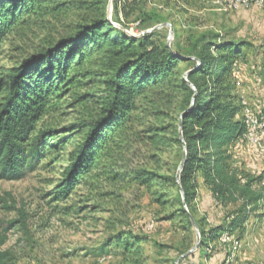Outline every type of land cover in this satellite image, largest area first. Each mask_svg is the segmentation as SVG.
<instances>
[{
  "label": "trees",
  "instance_id": "16d2710c",
  "mask_svg": "<svg viewBox=\"0 0 264 264\" xmlns=\"http://www.w3.org/2000/svg\"><path fill=\"white\" fill-rule=\"evenodd\" d=\"M109 1L0 0V48L25 16L77 11L65 35L1 77L0 179H22L58 147L59 127L50 119L62 97L69 95L83 116L75 127L62 128L79 140L55 190L56 199L67 198L84 180L96 177L145 188L154 202L165 206L178 174H160L162 157L175 152L180 166L186 153L180 200L172 204L176 210L169 219L193 227L198 177L218 203H240L226 223L205 229L196 220L199 250L209 256L205 248L210 243L223 232L242 230L253 212L264 209V172L234 168L229 153L246 130L233 69L248 42L205 32L168 46L162 29L141 35L126 31V22L143 11L141 0H112V19ZM151 12L145 19L137 17L143 30L148 23L166 20L155 8ZM183 62L190 63L188 80L195 89L180 77ZM4 205L14 208L6 200ZM3 223L0 220V264H20L13 248L3 246L10 228L27 230V215L20 210L19 218ZM113 239L122 248L118 264H147L140 234L122 229Z\"/></svg>",
  "mask_w": 264,
  "mask_h": 264
},
{
  "label": "rangeland",
  "instance_id": "374dc122",
  "mask_svg": "<svg viewBox=\"0 0 264 264\" xmlns=\"http://www.w3.org/2000/svg\"><path fill=\"white\" fill-rule=\"evenodd\" d=\"M111 2L108 4L109 19L113 13ZM140 6L143 10L141 18L145 19L155 8L166 20L156 25L148 23L143 30L142 19L135 14L126 22V31L131 35H141L143 31L170 23L174 28L172 35L170 26L156 30L162 29L165 41L171 44L178 41L185 44L205 32L219 34L222 40L247 41L243 56L234 63L236 92L255 111L264 109V101L260 103L255 94L258 89L264 93V83L257 80L264 69L257 67L258 59L254 53L260 48L259 44H264V6L224 10L213 0H141ZM76 20L74 8L56 17L25 16L0 48V81L26 57L65 35ZM115 24L120 27L119 23ZM259 55L264 60V52ZM189 67L190 63H181L180 77L185 78ZM71 103L69 95L63 96L52 111L50 122L59 127L60 132L56 135L61 139L58 147L51 149L36 169L28 171L22 179H0V220L6 223L19 218L20 210L27 215V230L20 226L10 228L3 246L4 249L13 248L20 264H118L122 248L113 236L122 229L142 236L147 264H264L263 208L253 212L242 230L231 235L232 242L224 239L227 232H223L205 248L209 254L205 256L199 250L200 243L196 248L200 235L198 225L190 228L179 218L169 219L176 210L172 204L180 200L178 180L177 187L170 190L166 199L169 203L165 206L154 202L145 188L123 182L98 181L96 177L84 180L67 198L56 199L55 190L79 140L75 133H64L62 128L75 127L79 117L83 116L79 107ZM229 153L234 168L255 175L264 172V156L256 153L243 139L229 147ZM178 158L175 152L163 155L160 174L177 175ZM196 191L193 219L205 229L228 222L229 215L240 204L225 206L218 203L201 177H198ZM4 200L14 208H7ZM186 210L189 212L188 208Z\"/></svg>",
  "mask_w": 264,
  "mask_h": 264
},
{
  "label": "built area",
  "instance_id": "2783aa9c",
  "mask_svg": "<svg viewBox=\"0 0 264 264\" xmlns=\"http://www.w3.org/2000/svg\"><path fill=\"white\" fill-rule=\"evenodd\" d=\"M213 2L224 10L247 8L251 5L256 7L264 6V0H213ZM241 102L242 119L246 127L241 139L248 142L256 153L264 156V109L259 112L255 111L243 96ZM151 227L153 226L151 225ZM224 239L232 242V237L229 233L224 234ZM234 248H236V245H234Z\"/></svg>",
  "mask_w": 264,
  "mask_h": 264
},
{
  "label": "water",
  "instance_id": "95a60500",
  "mask_svg": "<svg viewBox=\"0 0 264 264\" xmlns=\"http://www.w3.org/2000/svg\"><path fill=\"white\" fill-rule=\"evenodd\" d=\"M164 26H170V35H172L173 32H174V28H173V25L170 24V23L160 24V25H158V26H156V27H154L152 29L143 31L142 34L153 32L154 30H156L158 28H161V27H164ZM168 46H171L170 42L168 43ZM182 58H185V57H182ZM191 58L195 59L194 57H191ZM188 74H189V71L185 74V79L189 82ZM189 84L193 87V89H195V86L191 82H189ZM180 127H181V130H180L181 131V139L184 140L183 139V133H182V123H181ZM185 161H186V153L184 154L183 160H182V162H181V164L179 166L178 175H177L178 182H180L181 172H182V170H183V168L185 166ZM181 191H182V193L184 192L182 188H181ZM192 223H193L194 227L197 228V223H196V221L193 218H192ZM199 243H200V235L198 236V241H197V244H196V248L198 247Z\"/></svg>",
  "mask_w": 264,
  "mask_h": 264
},
{
  "label": "crops",
  "instance_id": "0c3cea01",
  "mask_svg": "<svg viewBox=\"0 0 264 264\" xmlns=\"http://www.w3.org/2000/svg\"><path fill=\"white\" fill-rule=\"evenodd\" d=\"M258 47H260V48H257V50H255V54H256V56H257V59H258V61H257V63H256V65H257V67L259 68V69H264V60H262L261 58H260V56L261 55H259V54H261V52H264V44H259V46ZM261 79V80H260ZM257 80L258 81H262L263 83H264V73H263V71L261 72V74H259V76H257ZM260 83V82H259ZM264 85V84H263ZM263 88H264V86H262ZM255 94L257 95V98L259 99V102L261 103L262 101H264V93H263V90H259L258 89V92L256 93L255 92ZM261 99H263V100H261ZM263 107H264V105H262ZM261 106V107H262ZM262 109V108H261Z\"/></svg>",
  "mask_w": 264,
  "mask_h": 264
}]
</instances>
